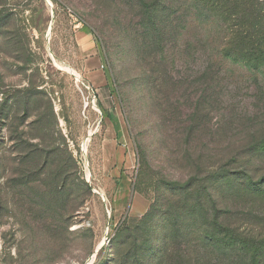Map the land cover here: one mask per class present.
Wrapping results in <instances>:
<instances>
[{"label": "rangeland", "instance_id": "rangeland-1", "mask_svg": "<svg viewBox=\"0 0 264 264\" xmlns=\"http://www.w3.org/2000/svg\"><path fill=\"white\" fill-rule=\"evenodd\" d=\"M136 4L0 0V264H264V77Z\"/></svg>", "mask_w": 264, "mask_h": 264}, {"label": "trees", "instance_id": "trees-1", "mask_svg": "<svg viewBox=\"0 0 264 264\" xmlns=\"http://www.w3.org/2000/svg\"><path fill=\"white\" fill-rule=\"evenodd\" d=\"M160 2L137 0L141 19L130 37L139 63H146L149 57L156 63L157 59L166 62L181 36L179 20L184 23L181 28H187L186 18L191 16L187 14L193 11L194 22L202 31L211 27L202 35L201 44H217L220 57L240 60L264 77V0H165L163 14L157 15ZM256 186L247 190L258 194L262 188Z\"/></svg>", "mask_w": 264, "mask_h": 264}, {"label": "crops", "instance_id": "crops-1", "mask_svg": "<svg viewBox=\"0 0 264 264\" xmlns=\"http://www.w3.org/2000/svg\"><path fill=\"white\" fill-rule=\"evenodd\" d=\"M79 36H80V38L86 39L88 36L87 31H85V30L80 31Z\"/></svg>", "mask_w": 264, "mask_h": 264}]
</instances>
